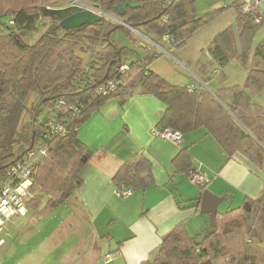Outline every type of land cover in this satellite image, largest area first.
<instances>
[{
  "label": "trees",
  "instance_id": "obj_1",
  "mask_svg": "<svg viewBox=\"0 0 264 264\" xmlns=\"http://www.w3.org/2000/svg\"><path fill=\"white\" fill-rule=\"evenodd\" d=\"M49 1L0 0V17L11 13L15 22V26L0 27V179L4 177L6 167L44 132L41 118L45 114L38 109L39 106L45 105L48 112L61 99L83 106L80 117L70 125L67 136L53 142L48 156L40 164L35 176L36 187L40 190L29 204L30 211L38 210L44 203L46 210H54L65 204L82 186V173L92 153L80 140L79 128L108 100L117 99L124 106L126 100L137 92L155 96L166 105L157 127L170 128L182 136L205 129L228 158L239 153L254 164H264V111H256L254 119L243 114L248 107L249 96L264 89V46H255V36L264 27V20L256 23L253 14L244 13V0H236L233 4L237 12L240 53L236 49L235 34L225 30L206 50L211 59L204 51L205 61L197 62L196 74L203 84H207L211 62L226 66L240 56L244 64L249 65V95L239 86L221 89L214 94L203 84L191 85L194 86L192 91L191 86L171 84L147 69L157 56L128 61V54L134 51L112 41L116 31L131 39L136 33L126 27L113 31L118 24L106 18L93 25L65 31L60 22L81 9L76 6L54 7L48 4ZM88 1L110 16L134 25L141 35L162 48H183L206 24L205 16L196 13L194 0ZM123 2H138L140 6L127 8L125 15L119 18L116 8ZM227 9H217L207 16L215 17ZM42 26L46 29L34 43L25 42V37L34 35ZM81 51L91 53L86 66L79 55ZM119 58L121 64L129 66L124 73L117 72ZM114 77L121 80L116 91L100 95V87ZM127 79H131L128 84ZM33 94L39 99V104L31 121L23 124L28 101ZM224 94H231L233 102L224 100ZM175 163L180 171L188 172L192 168L187 150L180 152ZM153 180V166L143 156L124 164L114 178L118 189L133 191L145 190ZM198 202L192 206L197 211ZM246 203V209L240 207L219 212L215 230L206 232L201 241L192 237L186 226L180 224L163 239L155 258L141 264H215L214 261L228 254L222 241L244 231L251 236L244 242V255L237 253L228 264H264V191L257 199H246ZM242 211L245 216L243 223L221 226L222 221ZM256 229L261 231L260 235ZM206 243L209 247L205 246ZM184 246L187 248L182 249Z\"/></svg>",
  "mask_w": 264,
  "mask_h": 264
},
{
  "label": "crops",
  "instance_id": "obj_2",
  "mask_svg": "<svg viewBox=\"0 0 264 264\" xmlns=\"http://www.w3.org/2000/svg\"><path fill=\"white\" fill-rule=\"evenodd\" d=\"M233 4L228 9L235 11L237 20ZM257 15L264 20V0ZM235 38L238 39L237 28ZM261 45L264 46V27L255 36V46ZM142 49L145 53L141 59L152 56L155 50L145 45ZM154 53L158 58L147 69L169 82V76L173 75L169 73V65H166L168 69L159 67L163 55ZM191 85L196 84H187ZM223 96L228 103L233 102L231 94ZM165 111L166 105L158 98L137 92L124 106L115 100L107 101L79 128V138L92 155L82 173V186L65 203L71 202L69 216L58 228L73 224L84 233L79 243H75L79 248L76 258L83 264H141L156 253L163 239L180 224L186 226L192 237L207 232L209 218L201 213L204 197L222 198L218 209L225 213L247 205L246 199H257L264 191V166L250 162L239 153L228 158L205 129L183 135L178 145L155 138L153 130ZM256 111L264 108L259 106ZM182 150H187L191 157L192 168L188 172L180 171L175 163ZM138 156L151 162L153 184L134 191L130 197L119 198L114 178L124 164ZM196 170L209 180L204 188L189 181V175ZM197 200L198 211L192 207ZM224 203L228 206L222 212L220 207ZM41 207L31 210L29 215ZM10 232L0 238L3 240L0 247Z\"/></svg>",
  "mask_w": 264,
  "mask_h": 264
},
{
  "label": "rangeland",
  "instance_id": "obj_3",
  "mask_svg": "<svg viewBox=\"0 0 264 264\" xmlns=\"http://www.w3.org/2000/svg\"><path fill=\"white\" fill-rule=\"evenodd\" d=\"M73 0H51L48 2L50 6L54 7H71L73 6ZM81 3L91 5L88 0H78ZM194 7L196 13L204 17L206 24L187 42L186 46L180 49H171L170 46H165L163 51L157 47L153 41L135 34V39L128 38L121 31H116L112 36V41L118 46H127L133 53L128 54V61H136L144 55L143 45L149 46L163 55V62L159 67L165 68L168 64L169 73L173 75L169 76L171 84L186 86L188 83L193 82L198 85H202L197 78L195 71V63L200 58L204 57V51L207 46L211 44L213 39L225 30H231L236 34V13L233 9H227L215 17L207 16L209 13L231 6L236 0H194ZM243 3V1H242ZM244 6V3H243ZM254 20L256 23H260L262 20L258 18L257 14H254ZM258 20H257V19ZM13 19V14L8 13L0 17V27L5 28L9 25ZM42 26L41 29L32 36L24 38L27 43H34L39 36L45 31ZM134 37V36H133ZM142 44V45H141ZM236 49L240 53V44L236 38ZM153 52L152 55H156ZM209 52V51H207ZM79 55L83 58L84 66L89 62L91 53L88 51H81ZM205 55L207 56L206 52ZM249 72V65L247 66L241 60L240 56L226 66H220L217 62H211L209 66L210 80L207 84H203L212 93H218L220 88H233L236 86L245 89L249 95L247 89V76ZM132 79V78H131ZM131 79H127L128 84ZM169 81V82H170ZM224 100L225 97L222 95ZM248 107L243 114L254 119L256 117V109L260 106L264 108V89L254 96H249ZM118 102L117 99H110ZM109 101V100H108ZM106 103V102H105ZM39 104V99L36 95H32L28 101V110L24 114L23 124H27L31 121L34 109ZM119 104V102H118ZM120 105V104H119ZM40 111L44 114L47 113V107L42 105ZM262 147V146H261ZM262 149H264L262 147ZM264 166V164H263ZM40 188L37 186V192ZM69 204H65L56 210H46L45 203L41 209L37 212H32L30 215L24 218H16L12 224L9 225L10 236L5 239V244L0 247V264H83L82 260L77 259L79 248L75 247V243L84 237L82 231L75 228L72 224H64L62 228H58L61 221L67 219L69 216ZM227 204L224 203L220 207L223 212L227 208ZM244 207V205H242ZM245 221L244 211L237 213L236 215L222 221V227H228L231 223H243ZM25 222V223H24ZM230 227V226H229ZM259 235L261 231L256 229ZM54 232V233H53ZM243 232V231H242ZM8 232L1 234L0 238H5ZM205 234L197 233L194 237H197L198 241L203 240ZM251 238L250 234L238 233L228 236L222 241L225 248H227V255H223L215 264H228L232 257H236L237 253L244 255V242ZM86 245V242H85ZM188 246V245H187ZM184 246L182 249L187 248ZM209 247V244H205ZM204 246V247H205ZM157 253V251H156ZM156 253L150 258L153 260ZM76 258V260H75ZM75 260V261H74ZM87 264V263H86Z\"/></svg>",
  "mask_w": 264,
  "mask_h": 264
},
{
  "label": "built area",
  "instance_id": "obj_4",
  "mask_svg": "<svg viewBox=\"0 0 264 264\" xmlns=\"http://www.w3.org/2000/svg\"><path fill=\"white\" fill-rule=\"evenodd\" d=\"M262 0H244V13L257 14L258 6ZM73 6L82 9H88L103 16V18L114 21L119 24L120 21L101 11L97 7L73 0ZM257 19V18H256ZM258 20V19H257ZM15 26L14 20L9 23ZM133 33L141 35L137 30L130 29ZM142 36V35H141ZM166 40L168 38L166 37ZM157 47L166 51L159 44ZM129 69L128 64H121L117 72L124 73ZM121 80L114 77L100 87V95H108L115 92ZM194 86L190 87V91ZM83 106L69 104L65 100H58L54 106L45 114L44 132L22 153L15 161L10 163L5 170L4 177L0 179V236L4 232L10 231L9 225L16 218H24L29 215V204L37 194L36 173L40 164L48 156L53 142L67 136L70 125L80 117ZM153 136L159 140L179 144L182 141V135L170 128L156 127L153 130ZM189 181L204 188L209 180L198 170L192 171L189 175ZM132 189H118L116 195L119 198L132 196ZM3 240H0V243Z\"/></svg>",
  "mask_w": 264,
  "mask_h": 264
},
{
  "label": "water",
  "instance_id": "obj_5",
  "mask_svg": "<svg viewBox=\"0 0 264 264\" xmlns=\"http://www.w3.org/2000/svg\"><path fill=\"white\" fill-rule=\"evenodd\" d=\"M140 6V3L138 2H123L118 4L116 11H117V15L119 18L123 17L127 11V8H138ZM103 16L95 13L91 10L88 9H82L79 10L75 13H73L72 15L66 17L65 19H63L60 22V26L62 29H64L65 31H70V30H75V29H79L83 26L86 25H93L96 24L98 22H101L103 20ZM117 20L120 21V23L118 24V27H116L113 31L119 30L121 28H128V29H132V30H136V27L134 25H128L125 22L121 21L120 19L116 18ZM112 31V32H113ZM109 33V36L111 35V33ZM143 36V35H142ZM145 37V36H143ZM207 56L209 58H211V55L209 52H206ZM120 65L122 63L121 58L118 59L117 61ZM40 108V106L38 107V109ZM45 120H46V116H43L41 118V125L44 126L45 124ZM223 199H218V198H206L204 197L202 199L201 202V206H202V211L201 213L203 215L208 216L209 218V227L207 229V232H213L216 228V220H217V216L219 213V204L221 203ZM247 205H244V208L246 209Z\"/></svg>",
  "mask_w": 264,
  "mask_h": 264
}]
</instances>
